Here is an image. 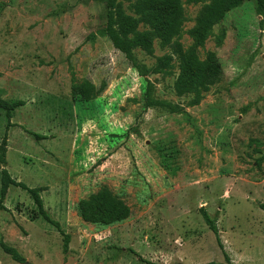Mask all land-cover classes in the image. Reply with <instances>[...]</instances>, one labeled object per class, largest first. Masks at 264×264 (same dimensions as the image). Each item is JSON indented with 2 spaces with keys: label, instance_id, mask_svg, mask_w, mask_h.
<instances>
[{
  "label": "rangeland",
  "instance_id": "obj_1",
  "mask_svg": "<svg viewBox=\"0 0 264 264\" xmlns=\"http://www.w3.org/2000/svg\"><path fill=\"white\" fill-rule=\"evenodd\" d=\"M118 1L135 17L136 0ZM104 2L0 0V100L24 104L9 128L0 110L2 168L43 190L59 226L33 220L29 195L9 187L0 242L24 264H264V14L244 3L196 49L200 61L213 53L222 72L197 106L172 91L177 62L149 77L157 99L184 110L171 115L144 109V80L101 35ZM205 5L182 0L176 40L184 51ZM153 50L135 54L151 67L171 53L157 40ZM85 82L99 91L88 101L73 93ZM104 187L129 217L110 226L83 222L78 203ZM201 208L215 220L219 244ZM0 264L19 263L0 247Z\"/></svg>",
  "mask_w": 264,
  "mask_h": 264
},
{
  "label": "trees",
  "instance_id": "obj_2",
  "mask_svg": "<svg viewBox=\"0 0 264 264\" xmlns=\"http://www.w3.org/2000/svg\"><path fill=\"white\" fill-rule=\"evenodd\" d=\"M191 4H206L198 16L194 27L189 31L193 41L190 49L183 50L181 44L176 40L181 33L183 24L182 0H136L132 7L133 16L125 14L121 3L118 0H105L106 11L105 25L101 35L107 39L112 48L120 53L131 69L145 82L144 87V109L160 110L171 115H179L184 112L180 105L168 103L155 97L154 83L149 80L150 76L165 75L177 62L179 73L173 83L172 91L177 98L191 97L190 106H197L202 100L203 94L207 93L213 86L222 79V72L219 63L213 53L207 55L206 60L200 61L196 49L202 47L215 26H217L231 11L240 8L246 2H253L259 15L264 14V0H188ZM143 24L148 28L145 32H139V26ZM224 34L216 39V44H222ZM157 40L162 48H169L168 53L156 59L153 66L147 67L136 56L135 52L140 50L144 55L153 56V42ZM74 95L80 96L88 101L96 96L90 82H85L81 87L73 89ZM22 102L9 104L0 100V110L5 113L7 128L13 113ZM37 140H45L44 137L35 136ZM7 140L6 135L0 144V210L9 187L19 188L26 192L31 198L35 213L32 219H42L45 223L59 228L44 209L40 193L41 188L30 189L24 184L13 180L8 172L3 169L6 159ZM264 209V206H260ZM200 215L215 236L219 244V233L215 220L208 212L201 208ZM78 213L83 222L92 225L110 226L126 220L130 210L126 204L115 196L106 187L96 194L90 195L87 199L78 203ZM64 236L63 252L67 253L69 237ZM0 247L9 255L13 261L24 264L25 260L19 253L8 245L0 242ZM221 250L223 249L219 246ZM228 261V257L223 253ZM144 264H154L147 261ZM213 264V263H209Z\"/></svg>",
  "mask_w": 264,
  "mask_h": 264
}]
</instances>
